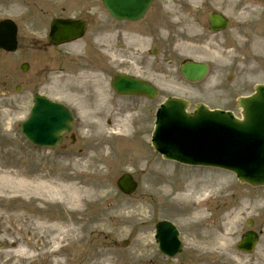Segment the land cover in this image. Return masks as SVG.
Returning <instances> with one entry per match:
<instances>
[{
  "label": "rangeland",
  "instance_id": "1",
  "mask_svg": "<svg viewBox=\"0 0 264 264\" xmlns=\"http://www.w3.org/2000/svg\"><path fill=\"white\" fill-rule=\"evenodd\" d=\"M200 3L202 4L203 1ZM221 4L231 7V2L227 0H222ZM217 6L207 4L205 10L204 8L200 9V17L198 18L200 25L194 26L191 22L189 24L187 15L182 17L184 21L180 28H184L183 32L186 33L183 38L190 43L195 42L203 47L196 53L184 55L193 60L205 62L209 66L206 75L207 79L201 86L198 85L200 83L184 82L178 75L179 62L185 58L182 55V51H180V54L174 50L172 51L174 43L172 37L175 32H178V28L172 25L171 31L169 28L160 30L167 33L157 32L156 41L158 43L156 45L159 52L153 59L148 58L147 54L143 62L149 65L152 60H158L157 72L159 73L156 75L158 79H155V82L159 85V96L152 101L141 99L137 116L131 120L134 131L136 129L138 131L134 132L128 124L129 129L122 136L123 138L131 139L128 146L123 143L124 151L132 152L125 155L115 154L117 149L122 151V143H120L118 138H113L112 130L115 124L119 123V119L113 116L112 112L100 115V121H96V117L91 118L88 122L90 124L84 127H81V119H78V116H82V113H76L73 129L79 135L78 141L73 146H70L69 141H67L66 144L63 143L52 151L33 147L20 133L19 123L26 115L30 103L29 92L34 88V85L31 87L30 82L26 80V76L22 75L16 66H12V63L6 62L8 58L0 56V81L5 79L6 75L4 73L13 75V79L3 89L0 86L1 172L14 171L18 168L21 170L28 169V174L36 172L39 176L46 174L48 177H66V175L75 172L73 168L78 170L77 163L69 166L70 162L77 161L80 157L91 155L97 164L95 166L97 169H92L91 173L93 175H89L90 177L86 176V179L92 181L99 179L101 183H104L107 194H105V197H100L94 207L85 206V209H88L86 217H88L91 209L99 207L111 220L109 224L94 223L88 229H79L75 233L70 231L64 236H61L58 232L42 230V232L33 234L31 238L29 233L34 230L35 222L39 219L47 220L48 218V220H51L54 218L57 221L64 222V219L67 218L64 216L66 206L54 204L50 201L45 202L33 195L0 191V264H154L157 261H160V264H165L163 259H159L154 254L151 238L154 212L150 203L153 195L158 192V185L174 180L165 171L174 169L189 170V172L193 171L189 176H194L196 175L194 170L204 169L198 167H184L185 169H183L177 163H170L174 167H169L166 165L168 162H165L157 153L155 155L161 162H153L155 160L152 159L155 158L153 151L147 141L141 138H145L147 133L146 139H148V135L151 132L154 107L166 95L173 94L186 98L190 102L191 108L197 102H204L210 107L231 109L237 114L238 109L235 107V98L239 95L250 93L255 83H264V31H260L264 30V20L259 21L261 17L258 19L253 16L248 17L229 12L232 14L233 19L230 28L220 34L212 35L206 30L202 20H204L208 10L217 8ZM185 10L188 11V7ZM238 19L239 21H243V19L248 21L249 19L258 20H253L239 27L236 22ZM166 20L169 23V20L164 18L165 26H167ZM186 21L187 26H184ZM161 25L164 24L161 23ZM258 26H261V28H257ZM117 52L115 50L111 54L113 57L111 56L110 71L112 70L113 72L119 69L121 65H128L121 69L129 70L131 65L127 61L118 62ZM141 53L144 54V51ZM173 53L177 54L178 58ZM144 67H147V65ZM110 71L108 66V74ZM168 74L173 79L171 84L175 88L171 89V85L159 77H168ZM17 83L22 87L19 93L14 91V85ZM184 84L186 86L182 87ZM178 86L184 91L179 92L176 88ZM103 88L107 90L105 83ZM115 98L114 96L112 98L113 104L114 102L124 103L121 99L116 102L117 99ZM123 106L126 108L125 110H128L129 106L127 103ZM123 106L118 109L120 112L124 109ZM106 119H110V125H107ZM131 144H133V147H131ZM133 152L141 156L135 155ZM110 161L114 162L112 166H110ZM151 161L154 163L153 166ZM123 172H130L139 184L135 193L130 196L120 193L115 185L116 178ZM207 175H210V173ZM221 175L224 174L221 173ZM77 179L79 180L80 177H77ZM223 179L227 180L226 178ZM156 180L160 181L157 183ZM215 184L216 182L212 185L214 186ZM230 184L234 185L235 181L233 180ZM223 185L218 181L215 186L218 188ZM210 186L211 184H208V187ZM233 188L235 187H230L228 189L229 192ZM237 191L240 201V197L245 193L238 187ZM248 193L252 195L250 196V203H254L256 202L255 196H258V198L264 196V188H248ZM202 194L198 196L202 197ZM144 201L149 202V204H145ZM257 201L262 202L260 206H256V208L249 207V210L248 208L241 210L243 220L252 217L255 226L264 227V221L260 213L264 211V207L261 208L264 206V198ZM44 203L45 205H43ZM235 203H237L236 198ZM174 212V209L166 207L159 212V216L171 218L174 217ZM120 213H125L127 218L133 222L127 223L125 221L122 224L121 220L116 218ZM72 215L71 219L78 221L81 213L75 211ZM20 219L21 221L23 219V222H20ZM178 221L184 229L190 230L189 227H192L188 226V224L183 225V218L178 219ZM77 223L73 221L74 226H78ZM212 226H215L218 230L222 228L220 224H208L206 227L211 228ZM242 227L243 224L240 223L236 226V229L239 230ZM238 230H235V232L232 230L229 234L221 233L220 242L217 244L218 247H212L209 250L203 249L204 253L202 255H196V253H193L196 248L188 246L183 255L184 257L186 256L187 264H264V255L259 252L261 250L260 242L257 245L256 252L252 254L245 255L236 250L234 242L237 239ZM106 235L118 241L129 239V244L125 247H115L112 244H107L104 239ZM263 237L264 235H262L261 240ZM191 238L192 240L189 241V244L195 245L193 237ZM211 244L210 240L203 243V245H208V248H210ZM61 246L62 248H59ZM54 248L55 250L58 249L59 252H52Z\"/></svg>",
  "mask_w": 264,
  "mask_h": 264
},
{
  "label": "flooded vegetation",
  "instance_id": "2",
  "mask_svg": "<svg viewBox=\"0 0 264 264\" xmlns=\"http://www.w3.org/2000/svg\"><path fill=\"white\" fill-rule=\"evenodd\" d=\"M20 1L22 5L17 6ZM170 4L176 6L174 1ZM159 7L160 0H151L141 19L148 18L144 27L141 20L115 19L103 0H0V14H6L17 26V47L27 57L31 79L43 82L54 75L89 80L97 64L100 71L111 76L109 58L101 56L106 50L109 54L115 45L119 49L122 44L138 43L140 31L150 32L158 24ZM56 20L62 22L60 29L73 34L81 31V35L61 44L50 42L49 33Z\"/></svg>",
  "mask_w": 264,
  "mask_h": 264
},
{
  "label": "bare ground",
  "instance_id": "3",
  "mask_svg": "<svg viewBox=\"0 0 264 264\" xmlns=\"http://www.w3.org/2000/svg\"><path fill=\"white\" fill-rule=\"evenodd\" d=\"M252 11L255 12L256 8H252ZM198 40V38H197ZM203 47L195 42H185V41H176L173 50L180 54V51L183 54L187 53H196L201 50ZM214 83V80H213ZM210 87V85H208ZM103 95L106 96L105 92ZM132 118L131 114H127L121 121V124H117L113 131L120 133V135L125 134L129 129V120ZM131 126V124H130ZM126 161V160H124ZM77 163L78 170L72 172L68 175L53 177V176H39L36 172H30L28 174L27 170H9L5 172H1L0 170V191H9L15 194L22 195H33L35 197L40 198L45 202L54 201L61 202L64 206H66L64 222L58 221H49V220H37L34 226V230H32L29 234L32 238V235L37 232H42V230H50L54 232H58L64 235L71 229L73 233L77 230L88 229L94 223L104 220L106 223H110L111 220L103 213L99 207L91 209V212L88 213V217H84L85 214V206L89 205L90 207H94V205L100 200V197H105L104 194H107L105 190L104 183H101L99 179L96 181H92L90 179H86L87 175L92 176V169H97L95 166L97 165L93 158L90 156L82 157L77 161L73 162V165ZM95 163V164H94ZM153 166V163H152ZM147 170H149L147 168ZM150 171V170H149ZM89 176V177H90ZM76 179H72V178ZM77 177H80L78 180ZM66 179V180H65ZM146 203V202H145ZM242 209L247 208L249 205L248 202L242 201L241 204ZM260 206V203L256 201L250 207ZM80 212L83 214L79 218L78 221L71 219V212ZM238 213L233 212L231 215L230 224L234 221L236 222ZM117 219L121 220V223L124 224L125 221L127 223L131 222V219L127 218V215L119 214L116 216ZM70 221L78 222V226H74ZM26 229V228H23ZM55 238V237H54ZM53 238V239H54ZM73 239V238H71ZM55 250V248L53 249Z\"/></svg>",
  "mask_w": 264,
  "mask_h": 264
},
{
  "label": "water",
  "instance_id": "4",
  "mask_svg": "<svg viewBox=\"0 0 264 264\" xmlns=\"http://www.w3.org/2000/svg\"><path fill=\"white\" fill-rule=\"evenodd\" d=\"M206 71V65L204 64H198V63H191L188 62L186 64H184L182 66V73L189 79H199ZM113 86L119 90V91H123V92H147L149 91L146 88V85L138 82V81H134L131 80L128 77H119L116 78L113 82ZM258 93L252 97L249 98H245V99H241L240 104L242 105V107L244 108V115L245 118L248 119V117H250V113L253 112V110L257 107H260L261 109H264V87H258ZM171 102H166V104L164 105L167 109V113L169 114H174L175 112H178L176 109L178 108L181 112H183V109L185 107V103L182 102L181 100L178 99H172L170 100ZM263 105V106H261ZM170 106V107H169ZM173 107V108H171ZM200 108H203L202 106H200ZM200 109H198L199 111ZM197 111V112H198ZM196 112V113H197ZM248 112H249V116H248ZM69 115L67 114V118H64L62 121L65 122L64 123V127L65 129H68V123H69ZM160 123H157L158 126L162 125V126H166V118L164 116V114L160 115L159 118ZM55 122H58L56 124L61 123V120L54 114H47L44 118L38 119V120H34L32 123H37L39 124V128H41L42 126V130H43V135L45 134V132L50 133L51 137L53 135H58L57 131L59 129H61L60 127L56 126L55 127ZM156 137L153 138L154 143H155V147L157 149H160L161 146V136L160 135H155ZM50 137V138H51ZM45 138V135L43 136V139ZM205 153H215V150L212 147H206L205 148ZM261 149H258L257 152H260ZM204 157H207V155H205ZM192 162H206V159H200L197 161H192ZM264 172V160H260V158L256 159V162L252 165L251 167V175L253 176H261L262 173ZM264 179V178H263ZM264 182V180H263ZM119 184H124L122 183V181H119ZM133 188V185H127L125 187V189L129 192L131 191V189ZM253 240V239H252Z\"/></svg>",
  "mask_w": 264,
  "mask_h": 264
}]
</instances>
